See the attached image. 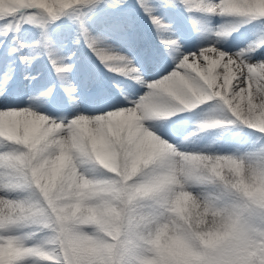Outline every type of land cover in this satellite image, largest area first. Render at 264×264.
Listing matches in <instances>:
<instances>
[{"label": "snow or ice", "instance_id": "6c2138e0", "mask_svg": "<svg viewBox=\"0 0 264 264\" xmlns=\"http://www.w3.org/2000/svg\"><path fill=\"white\" fill-rule=\"evenodd\" d=\"M124 3L125 0H64V3L56 4L49 12L32 5L30 0H24L23 4L16 7L10 14L0 11V20L3 21L8 19L15 21L19 17L21 22L16 27L17 33L24 22L31 23L34 19L38 20L42 29L41 40L33 45H25L21 42L19 48L30 47L35 50L43 47L69 97L77 91L69 79L72 65L65 62L67 58L58 55L47 30L48 25L65 14V10L69 8L78 12L76 20L80 27V34L85 44L105 68L134 79L148 89L143 96L132 101L129 107H116L94 117L78 113L70 121L50 119L46 115L37 114L29 109L8 106L0 108V124L12 127L23 123L29 126L31 133L29 136H21L13 132V139L0 136V149H6L0 151V208L18 210L20 213L16 216L8 214L0 217V249L12 247L18 253L11 259L5 257L4 264H19L26 257H40L42 261H50L51 264H181L178 261L161 259L159 250L152 241L155 240L156 226L164 218L153 216L148 211H141L137 216L127 217L118 239H113L111 235L105 234L93 225H79L82 233L98 241L101 252L96 256H82L70 249L62 225L55 221L52 207L49 206L46 197L40 193L39 169L46 158L58 156L61 150L67 152L70 149L73 138L83 124L103 122L111 125L112 131L109 135H115L114 142L117 145L124 142L121 152H136L140 151L143 142L129 141L128 137L121 138L117 128V124L122 121L130 123V113L144 117L143 120H149L194 110L205 101H216L219 117L201 121L198 124L199 130L216 127L221 120H226L230 123L241 122L264 134V58L257 59L255 62L251 59L264 48V37L251 42L237 53H226L215 46H209L200 49L199 52L184 54L181 52L178 40L174 38L171 26L160 16L155 15V9L145 0H137L156 30L159 43L163 46L165 53L176 61L170 72L156 81L146 82L141 70L131 57L114 50L103 38L90 33L85 20L86 13L78 11L84 7L94 10L101 5L117 8L122 7ZM161 6H183L188 12L198 11L205 15L239 18L235 23L226 24L228 25L226 29H220L217 35L223 37L230 36L232 32L257 17L264 18V0L260 2L257 0H200L199 3L196 0H161ZM11 51L16 52L17 49L12 48ZM39 55L40 53L36 52L34 56H21L20 59L29 62L30 59H35ZM227 72H231L232 79L230 87L226 90L224 86L228 80ZM6 91V81H4L0 83V95H4ZM51 91L49 89L41 96L47 98ZM249 93L251 106L241 110L237 104V97L241 94L247 97ZM89 131L95 132L94 129ZM161 147L163 148V144ZM172 151L182 153L174 147ZM184 154L185 159L192 162L186 177L188 187L193 184L212 182L222 185L228 197L223 204L208 202V211L216 216V221L203 231H222L223 226L231 222H235L237 226L236 238L216 250L205 249L195 240L186 241L185 247L191 255L206 256L201 264H264V196L260 193L255 196L245 195L233 187L236 180L228 179L227 175L221 171L227 162L228 165H239L240 173L250 172L252 179L264 180V146L238 155ZM63 163L64 159L61 156L50 170L56 173ZM110 173L114 174L111 177L114 181L125 187L138 179L134 176L125 183L122 176L114 172ZM10 175L14 179L5 178ZM261 187L264 189V185ZM18 189L29 193V198H11L10 193ZM33 200L39 201V207L50 218L47 222L30 212L21 213V210L27 209ZM72 202L65 201V203ZM153 207L150 204L146 205L149 210ZM167 215L165 213V217ZM26 224L42 225L41 231L45 233L44 238L35 240L27 234H17V229ZM184 227L187 230V226ZM193 231L199 232L201 229ZM29 241L32 242L29 243ZM108 248L112 249L111 256L103 251ZM185 264H192V260Z\"/></svg>", "mask_w": 264, "mask_h": 264}, {"label": "rangeland", "instance_id": "374dc122", "mask_svg": "<svg viewBox=\"0 0 264 264\" xmlns=\"http://www.w3.org/2000/svg\"><path fill=\"white\" fill-rule=\"evenodd\" d=\"M145 2L155 9V15L160 16L165 23L171 26L174 38L178 40L181 46V52L182 50L187 51L189 48L187 47L189 45L185 46V44H183L184 42H182V39L190 43L195 38V36H199L204 40L214 37L227 38L217 35V33L220 31V26L229 23H235L239 19L237 17L232 18L229 16H222L219 20H211L209 18V15L204 14V17L203 15L201 16L198 11L188 12L184 9L183 6L164 7L161 6V0H145ZM196 2L199 3L200 0H196ZM14 9L15 8L8 9L7 13L10 14ZM78 11L86 13V24L92 35L103 38L108 44L113 47L114 50L124 55L125 52L122 50V46L127 40V35L136 37V39H138L139 41L146 40L148 37L141 28L136 26V22L141 20V22L147 25V27L152 25L148 15L145 14L144 9L141 8V6L137 3V0H125L124 5L117 8H111L105 5H101L94 10H89V8L84 7L78 9ZM77 14L78 12L74 11L72 8L66 9L65 14H62L58 19L49 24L47 28L48 34L54 42V46L57 50L58 55L67 58L65 62L72 65L69 79L71 80L73 86L77 89V91L72 94L73 102L69 95L65 92L60 78L56 75L49 61L46 50L43 47H38L35 50H32L30 47H25L24 49L19 48V43L21 42L25 45H33L37 41L41 40L42 29L39 26L38 20L34 19L31 23L24 22L21 30L18 33L16 31V27L21 22L19 17H17L15 21H13L12 19H8L6 21L0 20V40H2L3 42V44L0 45V63L8 67L6 71H0L2 75L1 80L4 82L9 80L8 77L12 79L15 76L21 83V87L19 89L28 88L27 83L43 80V83L40 86H38L37 82L33 84V88L29 89L28 92L24 94V96L26 97V101L18 104L17 107L5 104L3 105L10 108L29 109L36 112L37 114L46 115L50 119H54L57 121H70L71 119L75 118L78 113L86 114L89 117H94L96 115L105 114L115 108L116 105H110L108 107H98V105L85 108L78 107V105L82 101L87 103L92 102V97L89 99L88 96L91 94L93 96L94 90L96 89L100 81L104 82L103 86L105 85V95L110 86L112 87V89L115 87L113 89V92L115 91V94L120 95L122 86L112 83L109 75L113 72L105 68V66L100 62L94 52L90 54L80 53L79 48L74 47L76 41L74 37L66 35V32H63V30H61L60 23L65 21L73 23L79 27V24L76 20ZM63 15H66V17L62 18ZM108 15H114L117 18V21H114V24H119L122 28H117L116 31L113 32L112 30L107 31L103 28H91L90 25H88V23L94 21L105 20ZM212 17H218V15H211V18ZM189 23H193L194 26H190ZM240 28L232 33H235V35H237V32H239ZM262 29H264L263 26H256L255 29L252 30V34L249 38H244L242 41L237 43V48L235 50L244 49L251 42L263 37ZM120 40L124 44H122ZM157 44V49H155L154 46L153 50L154 52L159 53V55L157 54L158 57L161 56L159 57V62L162 64L161 68L165 67L166 64L175 61L171 56H168L165 53V50L163 46L160 45V43ZM204 46L205 45L201 44L199 45L198 49H204ZM12 48H16L17 51L12 52ZM189 50H192L191 46ZM36 52H39L40 55L35 59H30L29 62H24L20 59L21 56H34ZM126 56L131 57L135 65L141 70L142 66L144 65L142 64L141 60H139L133 53H128ZM252 61L255 62V59H252ZM165 68H167V66ZM227 75L228 80L226 82V85L224 86L226 90L228 87H230L232 79L231 72H227ZM151 78L153 77L148 76V79ZM49 89L52 90L50 95L47 98L42 97L41 94ZM136 94L137 95H135L134 98H139L142 96V93L141 95L140 93ZM98 96L99 92H96L95 98ZM33 99L35 101L32 103H34L35 105L30 103V100ZM87 103L86 105H88ZM237 104L241 110H245L246 106L250 107L251 94L249 93L247 97L241 94L239 97H237ZM3 107L4 106L0 105V108ZM190 111L191 110H187L177 115H173L175 117L174 123H170L171 121H166V123L169 122L170 124H172L171 130L173 133L170 134L162 131L161 125H163V123L160 121L163 120L157 121V119L163 116L155 117L156 120H153V123L151 125L147 124L148 120H143L142 124L145 126V128L158 135L161 139L171 144L177 151L182 153L210 156L238 155L247 151L257 150L261 146H264V134H262L258 129H246L245 125H243L241 122L230 123L226 120H221L220 124L227 123L228 125H224L221 128L220 132L225 138H229L230 132L231 134L235 133L239 138V141L235 142L234 140H231L230 134L231 143L229 150L228 148H224L222 142L220 141H217L218 144H220L218 146L206 141H204V144L200 143V140L198 138L200 137V134H202V132H213L212 129H214L215 127L200 130V132L197 133L196 136L190 138L188 142L183 143L181 142L183 137L187 138L189 136H192L195 134L196 130H199L198 124L201 121L212 117H219V111L216 101H210L208 107L201 111L195 113H192ZM11 128L13 132L21 136L31 135V133L29 132V126L23 123L15 124ZM117 128L119 130V134L121 135L123 133L121 122L117 124ZM176 135H182L181 137H179L180 142L176 140V138L178 137ZM112 138L115 139L114 134L112 135ZM210 139H212V137H210ZM137 142L139 143V141ZM149 143L150 144L148 146H144L143 142L140 151L146 153L149 150L157 147V145H154L151 142ZM12 147L15 146L12 145ZM4 150L6 149H0V151ZM228 166V163L225 162V166L221 169V171L227 175L228 179L237 180L240 178H244L246 183H249L253 189L261 188V181L259 179H252L250 172H241L240 177H237L235 173L229 170ZM80 167H90V165L85 164L81 165ZM96 167L99 168L98 165ZM101 171L103 172L105 177L114 176V174L107 172L106 170ZM55 174L56 173L50 172V178ZM5 178L9 180L14 179V177L11 175ZM207 183L208 182L193 184L190 187H187L186 190L190 191L193 196L200 197L201 199L207 198V200H205V203L207 204L209 201L223 204L228 200V197L225 194L222 185H217L215 183L209 182L210 186L212 187L207 188L204 186ZM257 193H259V191H257ZM10 196L13 199H28L29 193L18 189L11 192ZM40 198L42 199V197ZM197 212L203 214L204 205H201V207L197 209ZM8 214L16 216L20 213L18 210L12 211L8 208H0V217L6 216ZM185 215L187 216L188 214L185 213ZM197 218L198 217L196 216V214L193 213L192 217H190V219L188 220V224H191L193 228H196ZM202 218L204 220V223L201 224L198 229H207L212 223L213 214L210 211H207V214L203 215ZM188 224H185V226H188ZM41 228L42 225L39 224L22 225L17 229V234H27L33 237L35 240H40L45 236V233L41 231ZM177 236L178 233H174L171 230L167 231V233L161 238L159 246L156 247L159 250L161 259L178 261L181 262V264H185V262L192 260L193 256L185 247L184 242L178 239ZM31 242L32 241H29V243ZM17 254V250L12 247H8L7 249H0V264H4L5 257L11 259L14 258ZM19 264H51V262L42 261V258L40 257H26L23 261L19 262Z\"/></svg>", "mask_w": 264, "mask_h": 264}, {"label": "clouds", "instance_id": "9594fccd", "mask_svg": "<svg viewBox=\"0 0 264 264\" xmlns=\"http://www.w3.org/2000/svg\"><path fill=\"white\" fill-rule=\"evenodd\" d=\"M24 0H0V11L16 8ZM31 4L52 11L56 4L64 0H30ZM260 2V0H257ZM228 25H221L226 29ZM129 141L138 140L151 142L157 147L144 153L121 152L123 143L114 142L109 133L111 125L103 122H90L83 124L73 138L72 146L67 152L61 150L55 157L46 158L39 169L38 185L40 193L46 197L55 216V221L62 225L65 239L70 249L82 256H96L101 252L96 238L82 233L79 225L89 224L95 226L105 234L118 239L124 228L127 217L137 216L141 211H148L151 215L163 217L156 226L155 246H159L161 238L171 230L178 233L177 238L182 242L195 240L205 249L216 250L220 246L236 238L237 226L235 222L226 223L222 231L194 232L204 223L203 215L207 214V198L193 196L186 190L188 187L186 177L192 162L185 159L184 153L172 151L173 146L158 135L149 131L141 121L144 117L130 113ZM94 129L95 132H90ZM0 136L13 139L11 126L0 124ZM163 144V148L161 147ZM64 163L54 176L50 178L51 166L57 163L60 157ZM88 164L90 167H80ZM99 166L97 168L96 166ZM229 170L240 177L239 165H229ZM101 170L114 172L122 176L125 183L137 176L133 184L119 185L111 177H105ZM47 181V182H45ZM264 185V180L261 181ZM247 196H255L257 191L264 196V189H253L244 178L236 180L233 185ZM65 201H73L65 203ZM87 202V203H86ZM153 205L147 209L146 205ZM204 205V213L197 209ZM42 221L50 218L39 207V201L30 202L27 209ZM165 213L168 215L165 217ZM185 213L188 215L186 216ZM193 213L196 219V228L188 224ZM216 221L213 215L211 225ZM185 224H188L185 230ZM210 225V226H211ZM109 256L112 249H104ZM192 264H201L206 259L203 254H193Z\"/></svg>", "mask_w": 264, "mask_h": 264}, {"label": "bare ground", "instance_id": "6f19581e", "mask_svg": "<svg viewBox=\"0 0 264 264\" xmlns=\"http://www.w3.org/2000/svg\"><path fill=\"white\" fill-rule=\"evenodd\" d=\"M66 15H63L62 18H65ZM205 17V16H204ZM222 16L218 17H212L211 15H209V18L211 20H219ZM225 17V16H224ZM232 18H236V17H232ZM114 21H117V18L114 15H108L107 18L105 20H100V21H94L91 23H88V25H90L91 28H103L106 29L107 31L112 30L113 32L116 31L117 28H114L113 26L116 25L114 24ZM149 22V21H148ZM119 25V24H118ZM261 25L264 27V18H259L257 17L256 19L252 20L250 23L242 26L239 30V32H237L238 34L235 35V33H232L227 40H225L224 38H220V37H214V38H209L204 40L203 38H198L196 37V41L192 46V50H189L190 46L187 51L182 50V53L187 54L188 51L190 52H199L200 49H198L199 45L203 44L205 45L204 47L207 48L209 46H215L217 49L223 50L226 53H237L239 52L241 49L239 50H235L234 47H237V43L242 41L244 38H248L251 34H252V30L255 29L256 26ZM136 26H138L139 28H141L146 34H147V39L143 40V41H139L136 38H128L125 42V44L122 42V44H124L122 46V50L125 52V55H127L128 53H133L139 60H141L142 64H144L142 66V72L144 74L143 79L146 82H152V81H156L159 78H161L163 75H165L166 73L170 72L173 69V65L174 62L173 61L169 64H166L167 68L163 67L161 68L162 64L159 62V57L161 56H157V54L159 55V53L154 52V46L155 49H157V46L159 43L158 37H157V33L156 30L154 29L153 25L147 27V25L143 24V22H141V20L136 22ZM60 28L61 30H63V32H66V35H70L72 37H74V39L76 41H79L78 43H76L75 41V45L74 47H78L80 50V53L82 54H90L93 53V51H91L88 46L85 44L81 34H80V27H78L77 25L70 23L68 21L62 22L60 23ZM122 28V27H120ZM262 33H263V37H264V29H262ZM213 37V36H212ZM2 43V41H0V44ZM121 44V45H122ZM124 47V48H123ZM234 48V49H233ZM235 50V51H233ZM132 51V52H131ZM232 51V52H231ZM252 59H255V61L257 59H261L264 58V48L260 49L255 55H253L251 57ZM222 67V65H221ZM219 70V69H217ZM148 76H151L153 78L148 79ZM110 80L115 84V85H121L122 86V90L119 94H115L113 92V88L110 86L108 88V91L106 92L105 95V100H103L101 103L97 104L100 105V107H107L109 105H116V107H129L132 104V101H135L137 98H134L135 95H137L136 93H142V96L148 91L147 87L144 85H141L140 83L136 82L134 79L131 78H127L125 76L119 75L117 73H110L109 75ZM142 89V92H141ZM210 101H205L202 105H199L196 109L191 110L190 112H197L198 110H203L204 109V105H207ZM104 103H107V105L103 106ZM84 107L85 104H82ZM94 106V104L92 105ZM115 107V108H116ZM113 110V109H112ZM111 111V110H110ZM174 116H163L158 120H163L160 121L163 123V125H161V129L162 131H164L165 133H173L171 130L172 124L170 123H174ZM153 120H156L155 118H152V120H148L147 124L151 125L153 123ZM166 121H171L170 123ZM122 125V131L123 133L120 135L121 138L126 139L128 137L129 134V123L127 121H122L121 122ZM224 125H228L227 123H221L218 125V127L212 129V131H209L208 133L202 132V134H200L199 140L200 143L204 144V141L209 142L213 145H220L218 144L217 141L222 142L223 147L224 148H228V150L230 149V134L229 133V138H225L223 136V134L220 132L221 128ZM145 127V126H144ZM246 129H248L249 127L245 126ZM150 131V130H149ZM200 130H196L195 134L192 136H189L187 138L183 137V139L181 140V142L186 143L190 140V138L194 137L197 135V133H199ZM177 133V131H176ZM251 135V133H250ZM178 136V135H176ZM182 135H179L176 140H178L180 142L179 137H181ZM210 137H212V139H210ZM196 139V137H195ZM231 140H234L235 142L239 141L238 136L235 133L231 134ZM150 143L145 141L144 142V146H148ZM227 151V150H226ZM207 188H210L212 186H210V183L208 182L207 184L204 185Z\"/></svg>", "mask_w": 264, "mask_h": 264}]
</instances>
